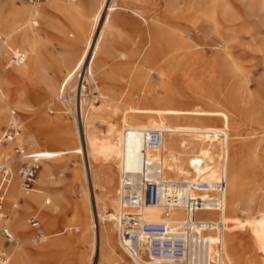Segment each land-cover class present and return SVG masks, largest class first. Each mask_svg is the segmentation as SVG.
Instances as JSON below:
<instances>
[{"label":"rangeland","instance_id":"obj_1","mask_svg":"<svg viewBox=\"0 0 264 264\" xmlns=\"http://www.w3.org/2000/svg\"><path fill=\"white\" fill-rule=\"evenodd\" d=\"M70 1L43 0L33 4L15 0L22 6L30 7L33 4L41 8L33 18L32 24L21 25L13 36L18 41L21 38L20 34L25 31L26 45L33 40L40 41L42 50L40 60L44 65L53 66L50 65L52 67L50 76L56 86L65 73L74 67L90 36L93 38L99 28L103 27L101 24L103 21L96 23L94 18L96 11L103 5L102 19L108 17L112 27L105 29L107 35L104 45L102 44V50L96 52L91 64L92 76L89 82H85L82 97H79L83 77L81 69L82 72L79 71L72 85L66 88L62 96L58 99L43 100L44 102L41 100L35 106L33 97L36 94L43 95V91L13 71V66H5L7 59L12 56V49L0 55V71L4 72L12 102H16V95L21 96L15 103L18 107L12 105L8 107L7 112L14 109L19 116L21 129L19 139L13 141L14 143L6 142L0 145L3 148L2 155H11V170L18 172L20 178L19 166L24 162L12 147L16 144L23 145L26 156L34 154L32 152L34 150L41 160L38 162L37 178L35 177L36 181L32 187H41L45 193L51 195L63 192L68 198L76 201L74 171L83 170L82 154L78 146L85 150V145L77 138L67 144L68 147L76 148L69 150L64 145L61 140L62 126H59L61 125L59 117L63 118L61 122L71 123L74 127L73 108L79 105L81 99L85 110L92 99L95 104L101 102L100 98H95L97 86L101 91L109 90L118 100L121 109L126 107L125 103L137 107L172 106L208 110L221 106L235 114L230 133L236 135L237 141L233 144L232 150L240 146L239 142L243 144L242 146L250 142L254 150L253 157L245 153L246 167L242 178L243 181L252 184V196L257 202H254V198L253 201L246 200L248 208L240 214L243 218L254 216L257 212V203L264 197V136L259 134L261 125L264 124L262 0H223V4L213 14L209 10L213 0H74L78 4L77 10L66 13L64 9L70 6ZM11 11L10 0H0V18H6L8 21L16 19ZM175 27H180L189 34L193 45L191 49L170 46L167 34ZM120 51L127 53L126 59L119 58ZM107 74L111 77L105 78L104 75ZM167 94L170 98L162 99ZM27 105L29 108L24 109ZM135 115L132 117L133 120L146 121V114ZM109 119L118 126L119 114ZM187 121L197 125L221 127L220 119L213 116H198ZM7 123L0 126V133ZM107 126L104 114L96 113L89 121L90 130L98 131L100 135L106 132ZM41 142L44 144L40 146ZM243 154L242 151L240 155ZM44 164L49 166L50 171L46 172L44 176L46 181L40 185L39 177ZM95 165L98 169V160L95 161ZM90 189L93 192L92 185ZM15 202L17 205L13 208H6V201L3 207L11 228L10 217L14 212H22L23 196H19ZM37 211H39L37 205L29 207L25 221ZM54 216L56 223L48 226L42 211L39 212V221L45 233L63 228L61 231L63 234L56 236L55 239H68L77 234L73 227L78 222L72 220L70 211L57 212ZM28 227V235L21 241V245L30 249L35 259L33 264H72L76 252L84 253L85 259H89L90 222L81 233L88 236V243L76 242V246L53 248L49 254L41 256L36 250H32L37 249L41 243L32 241L33 230L29 223ZM238 233L247 236L248 230ZM15 244V239L9 243L0 234V250L10 254ZM118 249L130 264H134L119 246ZM247 251L253 252L250 249ZM97 258L99 259V256L93 259Z\"/></svg>","mask_w":264,"mask_h":264},{"label":"bare ground","instance_id":"obj_2","mask_svg":"<svg viewBox=\"0 0 264 264\" xmlns=\"http://www.w3.org/2000/svg\"><path fill=\"white\" fill-rule=\"evenodd\" d=\"M262 2L264 3V0ZM10 3L11 14L16 19L12 18L8 21L6 18H0V55L8 49H12V56L7 59L5 66H13V71H16L20 76L31 81L40 91H43V95L36 94L33 97L32 100L35 102V106L41 100L58 99L62 96L66 88L72 85L74 77L81 69L83 70V72L81 70L83 77L81 75L79 97L84 96L85 82H89L92 76L91 64L96 52L102 50V44L104 45L106 39L105 29L112 27L108 17L102 19L104 5L94 14L96 23L103 21L101 23L103 27L99 28L93 38L90 36L74 67L65 73L58 86H56L50 76L53 66L51 64L52 67L44 65L40 60V51H42L40 41L33 40V42L26 45L25 31L20 34L21 38L18 41L13 36V33L18 31L21 25H31L33 18L41 8L33 5L35 3L30 7L19 5L15 0H10ZM221 4H223V0H213L209 8L211 14L216 12ZM69 5L64 9L66 13L77 10L78 4L74 0H71ZM188 35L182 28L175 27L168 32L167 37L170 46L178 49H191L193 45ZM12 46L13 48H11ZM20 55L22 60L18 58ZM118 56L126 59L127 53L120 51ZM3 73L0 71V126L10 120L11 109L7 113L8 107L12 105L18 107L15 103L21 98L18 94L15 96L16 102H12ZM104 77L111 76L107 74ZM96 89L97 95L95 98H100L101 102L95 104L92 99L85 110L81 99L79 105H75L73 108L74 127L71 123L61 122L63 118L59 117L61 124L59 126H62L61 140L64 145L69 150L76 148V146H67V144L74 141V138L85 145V150L78 146L82 154L83 170L74 171L76 201L68 198L63 192H56L52 195L45 193L41 187L24 190L21 187L18 172L11 170L4 203L6 201V208H13L17 205L15 201L18 200L19 196H23V209L21 213H12L10 217L12 228L7 223V219L4 220L10 227L16 241L10 254L5 250H0L8 255L6 264H33L35 262L30 249L21 245V241L29 232V220L25 221V214L27 209L34 205L38 206L39 211L32 216L40 220L38 216L39 212L42 211L44 221L48 226H53L56 223L54 214L62 211H70L73 217L72 220L78 222L73 227L77 234L68 239H55L56 236L63 234L61 232L63 228L46 232L45 241L38 245L37 249H32L36 250L40 256L49 254L53 248L76 246V242L77 244L88 243V236L81 233L90 222L89 259H85L84 253L76 252L71 263L96 264L97 260V264H130L118 249L119 244L114 219L121 206L118 190L120 174L124 170L135 172L139 169L142 149L144 150V157L152 163L150 170L154 175L161 178L177 179L192 176L202 182L224 181L225 183V189L222 193L212 192L213 198L219 204L218 210L202 209L195 212V217L199 219L223 221V232L219 229L205 231L204 236L208 241L207 245L205 247L191 245L188 256L181 264H212V262L214 264H264V197L257 203V212L254 216L243 218L240 215L248 208L246 202L254 198L252 196V184L246 182L245 179L243 181L242 178L244 167H246L245 153L247 152L248 155L253 157L254 150L250 146V142L244 146L239 142L240 146L232 150L233 144L237 141L236 135L230 133L232 131L231 123L235 116L234 112L223 109L221 106L208 110L201 108L181 109L172 106L137 107L129 103H125L126 107L121 109L118 100L109 90L101 91L99 86ZM164 98L170 97L167 94L162 99ZM28 108V105L24 106V109ZM96 113L104 114L108 124L106 132L104 131L105 133L101 135L98 131L89 128V121ZM139 113L146 114V121L139 122L132 119L136 116L135 114ZM118 114L120 122L116 126V123L109 118ZM198 116L217 117L221 121V127L209 124L197 125L187 121ZM153 130L162 133L161 143L156 148L146 147V138L149 132ZM217 131H221L223 134H209V132L214 133ZM259 134L264 136V124L261 125ZM7 143L14 142L9 141ZM42 144L44 143L41 142L40 146ZM2 150L3 148L0 146V157ZM242 151L244 154L240 155ZM32 152L38 156L37 159L40 162V156L34 150ZM29 156L31 154L26 157ZM8 158L11 165L10 154L2 155L1 160ZM44 160H46L45 157ZM94 160L99 161L98 169H96ZM47 171H50V168L44 164L39 177L40 185L46 181L44 176ZM90 185L93 186V192H91ZM254 199V202H257L256 198ZM124 211L133 212L134 210L124 208ZM143 214L149 221L162 220V209L160 207L148 206L143 210ZM172 218L175 220L184 219L185 211L182 209L174 210ZM69 227L71 230L73 229L70 225ZM246 230H248L247 236L238 233ZM32 241L34 242L33 239ZM248 249L253 250V252L247 251ZM96 256H99V259H93ZM135 261L137 264H162L148 262L142 255H139V259H135Z\"/></svg>","mask_w":264,"mask_h":264},{"label":"built area","instance_id":"obj_3","mask_svg":"<svg viewBox=\"0 0 264 264\" xmlns=\"http://www.w3.org/2000/svg\"><path fill=\"white\" fill-rule=\"evenodd\" d=\"M27 3H39L43 0H24ZM15 58H17L15 56ZM22 60L21 55L18 57ZM20 119L16 110L10 111V120L0 133V144L15 141L20 134ZM210 135H222L221 131L209 132ZM162 133L150 131L145 146L156 148L160 145ZM13 151L24 162L20 166L21 187L29 190L35 181L39 167L37 155L26 157L23 145L16 144ZM141 150L139 169L135 172L123 171L120 174L118 190L121 206L114 219L118 244L121 250L137 264L139 255L148 262L162 264H181L189 254L191 245L205 247L208 243L204 232L212 229L224 230L223 221H212L195 217L197 210H218V202L212 192L222 193L224 181L202 182L196 177L161 178L150 170L152 163L147 161ZM11 176L9 158L0 162V234L6 242H13V233L4 221V199ZM148 206L162 209L161 221H149L143 210ZM124 208L134 210L124 211ZM123 209V210H122ZM176 209L185 211V218L175 220L172 212ZM29 225L33 229V240L42 243L46 233L39 219L32 216ZM8 255L0 251V264H6ZM139 262V261H138ZM214 264V262H212Z\"/></svg>","mask_w":264,"mask_h":264},{"label":"crops","instance_id":"obj_4","mask_svg":"<svg viewBox=\"0 0 264 264\" xmlns=\"http://www.w3.org/2000/svg\"><path fill=\"white\" fill-rule=\"evenodd\" d=\"M31 217H32V216H31ZM31 217H30V218H31ZM28 223H29V222H28ZM43 229H44V228H43ZM32 230H33V229H32ZM44 231H45V230H44ZM33 234H34V231H33Z\"/></svg>","mask_w":264,"mask_h":264}]
</instances>
